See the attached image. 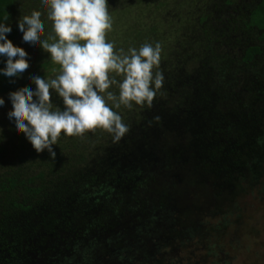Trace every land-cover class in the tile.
Returning <instances> with one entry per match:
<instances>
[{"label":"trees","instance_id":"trees-1","mask_svg":"<svg viewBox=\"0 0 264 264\" xmlns=\"http://www.w3.org/2000/svg\"><path fill=\"white\" fill-rule=\"evenodd\" d=\"M33 10L47 37L40 0H0L30 61L22 79L0 75V97L59 70L22 40L17 21ZM108 11L114 48L161 44L162 88L151 108L115 109L129 128L119 142L61 134L55 158L0 121V264H170L183 251L180 263L210 264L238 199L264 192V0H108Z\"/></svg>","mask_w":264,"mask_h":264},{"label":"clouds","instance_id":"clouds-1","mask_svg":"<svg viewBox=\"0 0 264 264\" xmlns=\"http://www.w3.org/2000/svg\"><path fill=\"white\" fill-rule=\"evenodd\" d=\"M40 8L51 21L47 37L38 10L22 15L17 28L24 44L47 52L59 70L53 68L52 77L33 75L30 82L35 88L9 93L10 124L37 153L47 150L52 158L56 156L52 146L61 134L83 137L101 129L113 143L119 142L129 128L115 109L151 108L162 88L161 44L114 48V42L106 39L113 28L108 0H40ZM6 19L0 20V63L4 64L0 75L12 82L25 76L30 61L24 49L8 38L12 26ZM53 95L63 107L53 101ZM4 104L0 97V108Z\"/></svg>","mask_w":264,"mask_h":264},{"label":"rangeland","instance_id":"rangeland-1","mask_svg":"<svg viewBox=\"0 0 264 264\" xmlns=\"http://www.w3.org/2000/svg\"><path fill=\"white\" fill-rule=\"evenodd\" d=\"M29 88H35V85L30 83ZM2 97L5 104L0 108V121L9 120L8 113L11 111L8 96ZM260 189L261 187H257L238 199L237 205L241 209L229 218L231 225L227 231L224 235L219 232L212 237L208 248H212L217 257L214 260L209 258L210 264H222V262H226L225 264H264V192L257 194ZM238 216L240 217L237 218ZM219 247L222 248L221 253L224 255L223 260L221 257V262L218 257L221 254ZM195 253L197 257L207 255L206 251H202V249L194 252V255ZM185 255L184 251L179 253L178 256L181 260H171L170 264H187V260L180 263ZM216 259L217 261H215ZM192 260L195 259H189L188 262Z\"/></svg>","mask_w":264,"mask_h":264}]
</instances>
